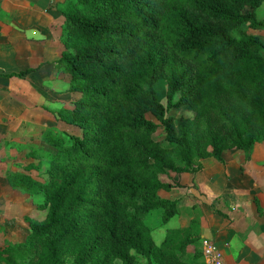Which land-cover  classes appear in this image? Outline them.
I'll return each instance as SVG.
<instances>
[{
    "label": "trees",
    "instance_id": "obj_1",
    "mask_svg": "<svg viewBox=\"0 0 264 264\" xmlns=\"http://www.w3.org/2000/svg\"><path fill=\"white\" fill-rule=\"evenodd\" d=\"M63 5L62 53L50 64L80 98L55 117L80 135L46 134L55 150L48 179L22 177L46 195L45 218L29 219L28 244L0 252V263L141 264L139 255L147 264H204L191 228L169 231L158 247L145 218L162 210L166 225L178 214L160 196L182 187L172 176L197 175L208 158L222 163L226 150L250 156L264 142V40L249 34L264 32V0ZM184 108L195 120L170 113Z\"/></svg>",
    "mask_w": 264,
    "mask_h": 264
},
{
    "label": "rangeland",
    "instance_id": "obj_2",
    "mask_svg": "<svg viewBox=\"0 0 264 264\" xmlns=\"http://www.w3.org/2000/svg\"><path fill=\"white\" fill-rule=\"evenodd\" d=\"M29 2L32 5L28 4L27 8L43 14V10L49 11L46 18L53 24L47 28L48 20L34 18V11L31 12L34 22L22 20L27 5L23 1L14 0V4L3 5L4 8L13 6L9 15L13 11L17 14H12L10 28L0 33V37H6L0 39V73L35 69L40 63H50L59 53L63 26L62 17L56 14V6L50 10V0ZM63 4H59L60 9L64 8ZM6 15L0 16L1 26L7 22ZM257 15L259 20H264V5ZM249 34L264 40V32L250 30ZM47 35L49 40L45 39ZM71 83V77L59 74L51 64L23 79H0V252L28 244L29 219L41 221L45 218L46 211L42 207L46 195L25 184L22 177L37 182L48 179L46 171L55 150L46 143V134L53 133L63 139L80 135L77 128L60 123L55 117L62 107L79 99L78 95L68 93ZM162 84L158 85L159 95L166 105V89ZM185 109L190 108L174 109L170 113L195 120L196 112ZM155 138L162 146L170 147L164 140L163 131ZM259 145L264 148V142ZM163 179L167 180L166 177Z\"/></svg>",
    "mask_w": 264,
    "mask_h": 264
},
{
    "label": "crops",
    "instance_id": "obj_3",
    "mask_svg": "<svg viewBox=\"0 0 264 264\" xmlns=\"http://www.w3.org/2000/svg\"><path fill=\"white\" fill-rule=\"evenodd\" d=\"M19 1L27 4L22 20L34 22L33 19L38 16L40 19H47V28H51L53 21L46 18L49 11L43 10L44 14L39 13L27 8L28 4H31L29 0ZM50 1V10L56 6L55 9L59 12L56 14L61 16L59 4L65 0ZM9 2L14 4V0H0V16L8 14L7 22L3 26L0 25L1 34L10 28L9 20L12 14H17L13 11L9 15L13 6L3 7ZM3 38L0 37L2 40ZM45 39L49 40L50 36L47 35ZM61 53L62 44L59 53L50 63L57 61ZM50 63L45 61L35 69L40 67V70ZM53 68L58 72L54 66ZM24 70L26 69L20 71ZM72 105L62 109L71 108ZM222 161L221 163L215 158H208L201 161L202 168L197 175L183 174L178 178L172 176L169 180L180 183L182 187L169 192L162 191L160 196L177 202L178 214L164 225L163 211L155 210L145 218V224L151 230L158 247L163 244L169 231L191 228L201 243L204 240L215 242L227 264H264V148L256 145L250 156L242 150H226L222 154ZM188 252L190 257L193 256L195 247L190 246ZM136 257L141 264H147L144 257Z\"/></svg>",
    "mask_w": 264,
    "mask_h": 264
},
{
    "label": "built area",
    "instance_id": "obj_4",
    "mask_svg": "<svg viewBox=\"0 0 264 264\" xmlns=\"http://www.w3.org/2000/svg\"><path fill=\"white\" fill-rule=\"evenodd\" d=\"M202 254L204 264H227L219 246L211 241H202Z\"/></svg>",
    "mask_w": 264,
    "mask_h": 264
}]
</instances>
